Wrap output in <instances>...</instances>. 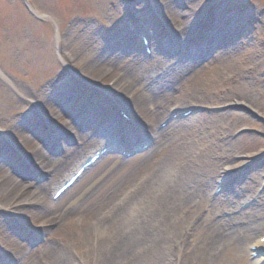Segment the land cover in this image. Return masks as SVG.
Listing matches in <instances>:
<instances>
[{"label":"rangeland","instance_id":"obj_1","mask_svg":"<svg viewBox=\"0 0 264 264\" xmlns=\"http://www.w3.org/2000/svg\"><path fill=\"white\" fill-rule=\"evenodd\" d=\"M129 1L131 0H28L32 9L29 11L23 0H0V131L5 132L3 131L5 128L8 130L14 127L13 118L17 120L18 114L32 110L27 107V103L32 102L34 98L35 101H41L39 99H43L44 86L50 84L55 77L67 71H72L76 75V71L84 70L85 73L88 64L103 65L110 56L115 57L125 53L121 48L127 49L128 40L118 39L121 43H116L117 40L109 41L119 36L123 27L121 22L125 21L127 14L126 2ZM182 1L184 0H143L140 2L141 5L134 9L132 15L143 18L148 14L150 4L152 8H158L163 3L166 7L172 6L178 13H182L183 9L173 5L176 3L179 5ZM187 1L185 0V3ZM199 1L207 5L203 8V14L209 7L206 11L209 16L212 14L215 17L214 13L217 15V10L219 15L224 11L225 16L227 12L234 14L239 12V15L247 16L240 20L238 29L245 38L239 36L229 46L232 68L228 74L231 76L219 71V76L210 80L209 76L214 73L213 71L209 75L198 77L204 78L202 83L193 84L188 81L189 72L185 69L178 76L179 82L167 81L166 91L174 88L167 101L160 100L167 112L180 109L183 102L193 95L199 100L188 104V106L197 105L199 109V112L193 116L194 120H189L192 121L190 123L188 119L181 121L174 129L177 134L173 129L172 134H161L158 143V145L165 144L166 149L169 148L171 140H167L170 141L167 143L166 137L173 138L174 134L177 145L184 154L181 157L176 156L168 164L161 165L155 171L159 183L147 189L145 195L131 198L125 203L127 208L121 213L124 216L117 218L115 215L113 220H109L110 223L112 222L109 226L110 233L106 226L101 227L99 224L97 231L101 234L106 232L107 237L101 238L102 244L94 252L89 253V257L94 259V264H101L105 255L103 253L111 249L120 246L123 251L124 238L127 236L138 240L137 244L130 247V252L133 254L130 264H168L170 255H173L172 250L176 247L177 251L182 243V241L179 243L182 234L189 231L190 223L196 220L195 232H190L192 237L188 240L187 256L184 262L181 260L178 263L254 264L250 260L249 247L253 241L264 235V207L261 206V202H264V193L259 192L260 189L264 191V162L261 164L259 162L264 156V122H261L264 120V0H228L230 4L226 6V2L224 7L223 3V9L217 8V10L214 7L222 0ZM228 17L230 18L231 15ZM196 19L197 16H190L185 21L194 27L193 21ZM71 28L72 31L69 32ZM214 28L218 29L217 26H208L207 34ZM105 29L109 30L105 32ZM111 29L117 32L108 35L112 32ZM66 33L70 35L65 37ZM216 36L218 38L220 35L217 34L214 38ZM129 42L133 44L132 40ZM226 45L217 46L219 49L216 53H223ZM112 49L116 50L113 52ZM109 50H111L110 56L102 57ZM137 52L136 49L128 51L130 55H136ZM165 52L169 53L168 50ZM61 54L66 56L63 55L64 57L61 58ZM140 54H143V51H140ZM170 59L176 60V64L179 65L191 62L189 56L183 59L177 58L175 50L171 55L164 56L167 64ZM195 63L200 64V60ZM161 70L162 68H157L151 77L139 72L137 81L132 88L124 92L125 95L134 96L133 93L137 90H144L143 94H146L157 71ZM111 72L104 84L118 75L125 74L115 69ZM198 78L194 81H198ZM152 86H156L155 81ZM84 89L86 93H83V97L86 99L98 98L93 97L97 95L96 89L90 86ZM190 90H196L198 93H188ZM47 92L48 90L46 94ZM150 103L155 104L152 101ZM162 105L157 103V109L159 110ZM148 107L147 115H149ZM224 114L227 115L222 122L224 128L216 127V122L222 120L220 117ZM54 115H60L59 121L62 124L64 121L72 122L68 116L61 113L57 112ZM161 123L162 119L159 118L148 121L151 127ZM73 128L74 125L70 130L72 131ZM66 143L65 140L62 143L65 148L63 154L72 149V147L67 148L68 143ZM89 145L91 147L82 150L72 160L68 155L69 161L66 163L65 173L61 171L54 176V172L47 171V177L51 174L49 182L41 184L46 188L41 194L44 199L34 203L44 206L36 211L30 220L36 226L54 227L53 230L49 228L52 234L47 237L48 248L52 243H63L72 233L73 225H77L75 231H78L79 226L88 225V222L83 221L84 217L92 215L97 210H103L110 202L116 200L114 199L116 195H111L113 188L111 185L114 181H119L125 169L116 168L117 163L114 159L120 160V156L114 155L105 158L87 173L80 183L60 200L56 208L50 209L47 206L51 191L58 183L60 185L64 181L74 163L92 149L96 142ZM41 152L47 154L44 149ZM47 156L56 159L53 155L47 154ZM175 160L176 162L173 163ZM255 160H257L254 164L256 169L253 167L250 176L242 185H238L237 180L219 198L213 197L218 172L220 173L224 168H229L231 171L241 169ZM118 165L122 167L121 164ZM53 167L50 164V167L45 169L54 170ZM4 170L14 176L8 167L5 166ZM113 171L120 173L114 175ZM25 172L33 178L32 171L26 168ZM203 172H207L206 175L210 174L213 182H210V190L201 193L200 178ZM152 176L141 171V174L136 173L129 181H144L146 185L150 183ZM27 182L38 185L34 180ZM149 191L151 196L148 195ZM104 196H107L108 200H105ZM178 196L185 198L176 208L174 205ZM164 197H174L169 208L160 206L159 201ZM89 202L91 208H84ZM69 211L75 213L66 214ZM181 212L188 214V220L180 222L181 225L173 224L171 219L177 217L178 220ZM123 218L125 220L120 226L117 222ZM227 227L232 229V232ZM216 232L219 234L216 235ZM98 239L97 234L92 236V240L97 243ZM95 245L96 243L92 242L90 246L95 247ZM8 248L13 249L11 246ZM72 252H76L75 255ZM51 253L48 249L47 252L37 251L33 255L30 252L29 262L32 260L35 264H47L51 260ZM86 253L87 251L68 253L70 264H92L83 259ZM76 254L82 257L80 261L75 259ZM126 263L129 262L123 264Z\"/></svg>","mask_w":264,"mask_h":264},{"label":"bare ground","instance_id":"obj_2","mask_svg":"<svg viewBox=\"0 0 264 264\" xmlns=\"http://www.w3.org/2000/svg\"><path fill=\"white\" fill-rule=\"evenodd\" d=\"M230 4L227 3L226 6ZM206 3L201 2L199 0H188L185 5L183 6V11L182 13H178L177 10L172 7H165V18L167 19V24L170 26V29L172 30L171 34H172V38L175 42H177L179 45L180 43H182L183 47L185 45H189L190 43H194L199 45V47H201L202 43H206L207 48L209 49L211 46L218 44L220 45V43L223 44H227L224 47V52L223 53H219L216 54L214 56V58L209 62V64L206 67H203L199 72L194 73L191 78L189 79L190 83L196 84V83H202V80L204 78H198L202 75L206 76L209 75L211 72L214 71V73H212L211 76H209V79H215L217 76H219V71L222 73H230L231 72V47H229L237 38L242 37L245 38V36L239 32V26L241 23L240 20L243 17H247L245 16L246 14H241L239 15V12L237 13H233V12H227L226 16L225 13L223 11V18H225L226 22H228V26L223 29L220 33L219 39L215 40L214 38H209L206 37L205 35L203 36L202 33H200V29L199 27H193L192 25L188 24L185 20L188 19L190 16H197L198 18L202 17L204 14V9L206 6ZM223 9V6H222ZM208 10V7L207 9ZM175 14L174 15V13ZM231 17L229 18L228 16ZM245 19V18H244ZM219 22V20H218ZM238 24V25H236ZM205 33V32H204ZM203 33V34H204ZM225 41H228L227 43H224ZM134 49H136L135 47H133ZM132 48V49H133ZM131 49V48H130ZM203 51V50H202ZM110 53V52H109ZM108 53V56H110ZM204 53V51H203ZM64 55V54H63ZM61 54V58H63V56ZM191 57L196 56V54H193L192 52L189 54ZM207 58L208 56L205 55ZM211 57V56H210ZM156 58H158L157 56H155V54L152 56V58L147 59L144 56H140L137 58L132 57L127 49H125V53L123 55H117V56H110L109 59H107V62L105 64L102 65L96 63V65H89L87 66V69L82 70V73L84 75V77L94 83V84H99L101 82H103L104 79L108 78V75H110L109 73H112V70H120L121 72H123L124 77L121 78L118 83H116V85L113 87L111 93H114L113 90L116 92L119 91H126L130 88H132V85L135 83V81H137V74L139 72H144V74H146L147 72H150V75L152 74V71L155 67V60ZM168 62H161L159 65H164V67L166 66ZM176 64V60H172L169 62V64H167L168 66H173L170 69L168 68V70L166 72H168V75L162 79L161 81H156L155 84L156 86H152L150 87V90L143 95H139L136 96V100H133V103L131 104V112L132 114L138 119H141L143 122L148 123V121H151L153 119H157V118H164L165 120L168 116V112L166 111V109L163 107L162 102H160V100H165L167 101L170 97H171V91L174 90V88H172L169 91H166V83L169 79V82H173L174 80H177L178 77V73L183 70V69H189L190 67L188 66H175ZM158 65V66H159ZM211 66V67H210ZM105 71V72H103ZM231 76V74H228ZM198 81H194V79H197ZM208 79V78H207ZM178 85H180L178 83ZM123 92V93H124ZM196 90H190L188 93H196ZM126 93V92H125ZM198 93V92H197ZM159 94V95H158ZM157 96V98H156ZM82 101L77 100L76 102L79 103V106L74 107V96L72 95L71 90L67 91V93L60 98V100L58 101V99L54 100L53 102L46 104L45 106H37V110L36 108H34V110L39 114V119H43L44 117L47 118H51V122L55 120H59L60 115H54L57 112L61 113L63 115H67L68 117L70 116L74 123H75V132H74V137L77 136V138H79V145L78 146H73L72 149L69 150V152L67 151V153L65 154H54L53 156L56 157V159L53 158H48L47 154H43L41 152V149L39 150V145L36 144V139L41 140L43 139V135L45 134L44 129H41V122H37L35 125H30L29 126V131L34 135V137H30L29 135H27V131H25L28 128V125H24L21 128L17 127V128H9L7 131L9 132V136H7V139L11 140V142L13 144H18L20 146V148H22L23 150L31 153L34 156V162L35 164H37L36 168L40 169V171H46L48 169L45 168H49L50 164H52L55 168V170L50 169V171H54L55 173H57V175L66 169L67 165L66 163L69 161L68 160V155H70L72 158L70 160H72L73 158L76 157V155H79L82 150H84L85 148H87L89 146V143H94L97 142L98 140H100L101 138V134H92L91 131L86 129V125H85V120H86V111L84 110V106L86 105L85 100H83V98H81ZM150 101L155 102V106H157L158 104H161V108L159 107L158 110V114L155 117H152L150 114L147 115L146 111H147V106L150 104ZM157 101V102H156ZM192 101H199L198 98L193 95L192 98L186 99L185 102H183L182 106L180 107L181 112H187V111H192L197 109V105L196 106H188V104H191ZM171 103H173V100L171 101ZM170 103V104H171ZM111 108V107H110ZM109 108V109H110ZM89 115H94L95 117H98L101 114H104L105 112L100 108V106L95 105V107L91 110H88ZM43 113V114H42ZM109 115L105 116L104 118H108L113 114L112 111H109L108 113ZM54 115V116H53ZM79 115V116H78ZM50 116V117H49ZM194 115L190 114L188 116V123L192 122L194 120L193 118ZM74 117H77V120H75ZM83 117V118H82ZM225 117L227 118V115H223L220 117V119L216 122V127H220V128H224L222 122H224ZM191 118V119H190ZM102 119V118H101ZM116 119V117L112 120V122H114ZM192 120V121H189ZM99 121L97 124V128L100 126L101 123H103V120H97ZM139 121V120H138ZM30 122V119H29ZM66 121H64L65 123ZM56 123V122H55ZM92 124V123H91ZM173 122L170 121V125L172 126ZM93 128H95L96 126L94 124ZM215 126V125H214ZM92 128V129H93ZM96 128V129H97ZM107 128V127H106ZM169 128V127H167ZM148 130H149V126H145L143 127V129L141 130V139H143V137H146V135H148ZM184 130V129H183ZM6 132V131H5ZM104 132V131H102ZM175 134L176 131H175ZM4 135V134H3ZM6 136V135H5ZM2 138V136H0ZM76 138V137H75ZM167 140H171V145L169 148H164L165 144L161 143L159 145H156V147H154L153 149H151L148 152H145L143 155L139 156L137 155L135 158L130 159V160H125L123 162H121V160L119 159H114V162L117 163L116 168L119 169H125L122 174L119 177V181H114L113 184L111 185L113 188L111 189L112 191H116L123 189L126 185H130L132 184L133 181H129V179L132 178L133 175H136V173L141 174V171H144V173H148L150 175V177L152 175H154V177L150 180V187H149V183L147 185V187L143 190H147V189H151L156 183H158V178L155 175V171L163 164H168L172 159H174L176 156L181 157L184 152H182L180 150L179 145H177V140L175 139V136L173 134V138L172 137H166V142L170 143V141L168 142ZM5 140L4 143H2V145L0 146V208H7L10 206V208H12L13 205L19 206L21 204H27V203H31L32 200L36 201H40L41 199V194L42 191H46V188L44 185H33L30 183H26L23 182L22 180H20L17 177L14 176H10V174H8L5 170L4 167L8 166V163L13 160V154L8 155V150L10 149V147H7V144ZM101 141V140H100ZM174 141H175V146H174ZM180 143V142H179ZM177 145V148H176ZM28 149V150H27ZM178 149V150H177ZM26 153V152H25ZM6 158L5 163H2V159ZM16 160V159H15ZM161 160V161H159ZM134 162V163H132ZM176 162L173 161V163ZM260 164L262 162H264V158L259 159ZM119 164H121V168L119 167ZM132 163V164H131ZM60 164V165H59ZM256 166V165H255ZM108 168V167H107ZM109 168L111 169V162L109 164ZM253 169V168H252ZM251 169V170H252ZM121 171V170H120ZM250 171V168H247L245 170L242 171L241 173V178L245 175L248 174V172ZM54 173V176H55ZM114 175L119 174L120 172H114ZM208 174L207 172H203V175L200 178V192H207L209 187H210V181H212L210 174ZM56 175V176H57ZM229 179V178H228ZM140 182V181H138ZM147 184V183H146ZM141 191L140 194L143 192ZM117 195V191L115 192ZM135 194V193H134ZM133 194V195H134ZM145 193L143 192L141 195H144ZM140 195V196H141ZM139 196V197H140ZM106 196H104L105 199ZM185 198V197H184ZM184 198H181L180 196H178L176 198L177 201V207L181 205V200H184ZM107 200V199H105ZM89 203H87L84 208L89 209L91 207H89ZM261 206L264 207V202H261ZM85 209V210H86ZM261 210V209H258ZM262 211V210H261ZM17 215H20L19 212L24 213L25 218H31V216L35 213L32 211L25 212L22 210H16ZM75 213V212H73ZM71 211L67 212L66 214H73ZM21 216V215H20ZM88 217V216H87ZM90 220V218H86L84 217L83 221H85V223H87ZM99 222V221H98ZM3 219H2V214L0 211V231L3 230L6 225L3 224ZM77 224V223H76ZM96 226L95 224H89V225H85V226H79V230H77V225H73V231L72 233L65 239V242L63 243V245L61 247H59V249L55 252L52 253V257L51 260H49L47 262V264H68L71 263L70 259L64 254L63 249L70 245V244H78L79 248L81 249H87V251H91L94 252V249H92L90 246L91 241H87L84 240V238L91 236V230H93ZM227 229H229L230 231L232 229H230L229 227H227ZM232 232V231H231ZM10 232L8 231L6 233V235H8ZM45 233V232H43ZM0 234L2 235V233L0 232ZM216 235H218L219 233L216 232ZM99 236V235H98ZM99 238H101L99 236ZM18 244L15 243L14 246H17ZM131 246V243H125V247L127 249V251L129 250ZM262 248H264L263 246H261V250H263ZM43 252H47V247L42 248ZM110 254L112 255V258L101 262V264H119V261L123 258H127L129 259L131 257V254L129 253H123L122 251H119L118 248H115L114 251H111ZM256 263H262L264 264V255L259 256L256 260ZM191 262V260L189 261ZM2 264V263H1ZM30 264H35L33 261Z\"/></svg>","mask_w":264,"mask_h":264}]
</instances>
